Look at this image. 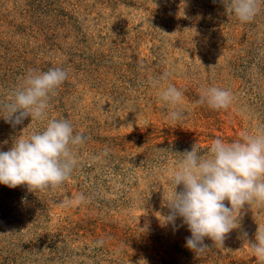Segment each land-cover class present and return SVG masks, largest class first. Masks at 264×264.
Listing matches in <instances>:
<instances>
[{"label": "rangeland", "instance_id": "1", "mask_svg": "<svg viewBox=\"0 0 264 264\" xmlns=\"http://www.w3.org/2000/svg\"><path fill=\"white\" fill-rule=\"evenodd\" d=\"M52 67L68 79L47 116L86 141L60 187L0 184V264H257L248 244L264 207L245 205L223 248L205 238L198 255L182 219L174 228L158 217L180 154L264 126V3L240 23L221 0H0V103L29 70ZM165 73L162 87L183 93L176 122L151 85ZM211 86L231 92L227 109L196 103ZM45 123L0 118V151ZM77 194L84 202L65 206Z\"/></svg>", "mask_w": 264, "mask_h": 264}, {"label": "clouds", "instance_id": "2", "mask_svg": "<svg viewBox=\"0 0 264 264\" xmlns=\"http://www.w3.org/2000/svg\"><path fill=\"white\" fill-rule=\"evenodd\" d=\"M226 14L235 16L240 23L252 22L261 10L264 0H221ZM160 79L151 82L161 87L159 98L170 106L167 119H182L178 108L183 93L169 84L162 87ZM68 79L62 67L47 71L29 70L7 102L0 103V118L13 127L24 119L45 122L41 130L28 136H19L8 151H0V184L9 188L26 186L30 192L56 189L67 181L78 165L77 150L86 137L76 132L67 119H50L47 114L50 100L56 90ZM229 90L211 86L202 89L198 105L213 110L227 109L232 103ZM178 167L171 172L172 191L164 199L166 215L159 214L162 226L172 225L182 219L191 235L186 237V247L197 255L209 249L205 238L222 249L225 238L240 227V213L245 205L264 207V126L245 131L239 139L225 142L215 138L207 149L197 144L191 151L180 154ZM178 186L180 190L177 191ZM85 196L69 198L65 206L84 202ZM227 201V204H225ZM247 237V233L243 234ZM257 264H264V226L255 233V242L248 244Z\"/></svg>", "mask_w": 264, "mask_h": 264}]
</instances>
